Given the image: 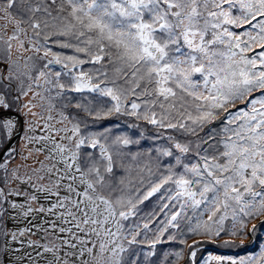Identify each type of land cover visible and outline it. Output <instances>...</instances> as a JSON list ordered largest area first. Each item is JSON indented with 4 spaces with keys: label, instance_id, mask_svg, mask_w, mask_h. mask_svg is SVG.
I'll return each instance as SVG.
<instances>
[{
    "label": "snow or ice",
    "instance_id": "1",
    "mask_svg": "<svg viewBox=\"0 0 264 264\" xmlns=\"http://www.w3.org/2000/svg\"><path fill=\"white\" fill-rule=\"evenodd\" d=\"M0 264H264V0H0Z\"/></svg>",
    "mask_w": 264,
    "mask_h": 264
},
{
    "label": "rangeland",
    "instance_id": "2",
    "mask_svg": "<svg viewBox=\"0 0 264 264\" xmlns=\"http://www.w3.org/2000/svg\"><path fill=\"white\" fill-rule=\"evenodd\" d=\"M251 237L248 238V240H245V243L249 241ZM210 251H220L224 254H235L236 252H231L229 249H217L215 245L209 246ZM243 254V253H240Z\"/></svg>",
    "mask_w": 264,
    "mask_h": 264
},
{
    "label": "trees",
    "instance_id": "3",
    "mask_svg": "<svg viewBox=\"0 0 264 264\" xmlns=\"http://www.w3.org/2000/svg\"><path fill=\"white\" fill-rule=\"evenodd\" d=\"M250 240V239H249ZM249 242V241H248ZM248 242H246L245 244H247ZM231 252H237V251H239V250H235V249H233V250H230ZM240 253H243V252H240Z\"/></svg>",
    "mask_w": 264,
    "mask_h": 264
}]
</instances>
